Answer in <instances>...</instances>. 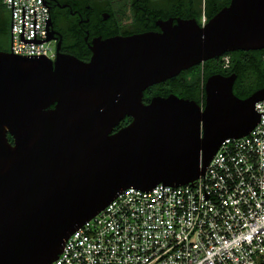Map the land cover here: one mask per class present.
Here are the masks:
<instances>
[{
    "label": "water",
    "instance_id": "95a60500",
    "mask_svg": "<svg viewBox=\"0 0 264 264\" xmlns=\"http://www.w3.org/2000/svg\"><path fill=\"white\" fill-rule=\"evenodd\" d=\"M13 9L11 53L0 51V264L53 263L128 188L205 178L223 142L246 137L264 115L255 109L264 88L241 99L234 74L208 78L204 105L174 94L143 102L148 88L194 66L263 50L264 0H231L204 26L167 20L160 32L97 38L89 62L60 46L55 61L14 55ZM24 11V44L55 41L50 18L46 40H36L35 8L34 39L24 40ZM126 118L132 123L112 134Z\"/></svg>",
    "mask_w": 264,
    "mask_h": 264
},
{
    "label": "built area",
    "instance_id": "2783aa9c",
    "mask_svg": "<svg viewBox=\"0 0 264 264\" xmlns=\"http://www.w3.org/2000/svg\"><path fill=\"white\" fill-rule=\"evenodd\" d=\"M2 3L10 40L13 3V54L55 61L54 41L24 44L20 38L22 7L24 40L34 39V8L36 40H46L50 8L42 0ZM206 23L203 17L201 26ZM224 61L228 66V57ZM255 109L264 113V101ZM192 184H160L148 193L128 188L70 236L51 264H264V115L246 137L223 142L205 178Z\"/></svg>",
    "mask_w": 264,
    "mask_h": 264
},
{
    "label": "trees",
    "instance_id": "16d2710c",
    "mask_svg": "<svg viewBox=\"0 0 264 264\" xmlns=\"http://www.w3.org/2000/svg\"><path fill=\"white\" fill-rule=\"evenodd\" d=\"M48 0V4H49ZM68 0H60L64 3ZM90 0H87V3ZM112 1V0H107ZM187 9L181 10L183 19H195L200 25L202 18L205 17L208 22L212 19L219 11L227 7L231 0H187ZM184 0H181L183 4ZM146 5L151 6L147 8L148 11L156 13L150 26L144 29V25H140L134 28L133 32H127V29L117 30L109 29L107 33H104V37L113 35L130 36L134 34H140L148 31H157L155 26V19L164 18L162 15V8L153 5V0H144ZM51 10V9H50ZM52 13V11H51ZM158 13V14H157ZM53 18H62L63 15L53 14ZM10 36V17L7 9L0 0V51L9 52L5 48L6 37ZM87 51V49H86ZM91 52L87 51L82 55H77L79 59L88 61L90 59ZM228 57L229 64L225 65L224 58ZM236 75L237 79L234 84V94L241 98L246 99L251 96L254 92L264 88V49L256 51H235L226 53L223 56L209 60L200 65L194 66L188 70L181 72L177 77L167 80L163 83L154 85L148 88L144 92L143 102L149 104L154 97H168L172 94L191 101H195L199 105L205 104V84L209 77L213 75H222L229 77ZM129 122L127 118L121 122L125 124ZM12 143L13 138L8 137Z\"/></svg>",
    "mask_w": 264,
    "mask_h": 264
},
{
    "label": "flooded vegetation",
    "instance_id": "af4514ba",
    "mask_svg": "<svg viewBox=\"0 0 264 264\" xmlns=\"http://www.w3.org/2000/svg\"><path fill=\"white\" fill-rule=\"evenodd\" d=\"M89 2L87 3V0H68L64 3H61L60 0L49 1L52 11L51 30L54 33L57 54L58 46H60L61 53L78 58L77 55H82L87 51L91 52V45L97 38L107 39L123 36L118 34L104 37V33H107L109 29L124 28L127 29V32H133L134 28L140 25H144L143 28L146 29L156 16V13L147 10L145 6L148 8L151 6L146 5L144 0H112L110 2L107 0H90ZM187 4V0H184L183 4L181 0H153V5L163 6L161 11L164 18L155 19L157 31L148 32H160V27L157 25L160 21L172 20L176 24L178 19H183L179 15H182V9H187ZM55 13L60 16L63 15V19L53 18ZM105 16H108L107 20H105ZM91 57L92 52L90 59ZM90 59L88 61L79 60L89 62ZM128 119L129 122L122 125L120 123L112 134H116L129 126L133 120Z\"/></svg>",
    "mask_w": 264,
    "mask_h": 264
},
{
    "label": "rangeland",
    "instance_id": "374dc122",
    "mask_svg": "<svg viewBox=\"0 0 264 264\" xmlns=\"http://www.w3.org/2000/svg\"><path fill=\"white\" fill-rule=\"evenodd\" d=\"M10 46H11V40H10V36L8 35V36L6 37L5 48H6L7 50L10 51ZM50 46H51L53 49H55V43H54V42H52V43L50 44Z\"/></svg>",
    "mask_w": 264,
    "mask_h": 264
}]
</instances>
